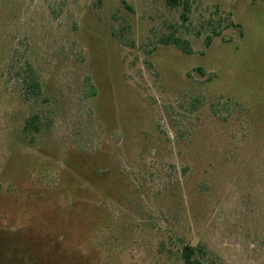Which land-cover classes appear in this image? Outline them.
I'll use <instances>...</instances> for the list:
<instances>
[{
  "label": "rangeland",
  "instance_id": "obj_1",
  "mask_svg": "<svg viewBox=\"0 0 264 264\" xmlns=\"http://www.w3.org/2000/svg\"><path fill=\"white\" fill-rule=\"evenodd\" d=\"M180 1L0 0V264H264V0Z\"/></svg>",
  "mask_w": 264,
  "mask_h": 264
},
{
  "label": "trees",
  "instance_id": "obj_2",
  "mask_svg": "<svg viewBox=\"0 0 264 264\" xmlns=\"http://www.w3.org/2000/svg\"><path fill=\"white\" fill-rule=\"evenodd\" d=\"M165 3L168 8L174 9L177 7L181 8L180 12V21L181 24H186L188 22V13L190 11V6L187 1H180V0H165ZM218 35V34H216ZM210 41V37L206 38V41L204 43L205 46H208V42ZM165 45H173L176 49L180 50L181 52L185 54H189L191 52L188 43L184 40L179 39L176 37L174 34H171L168 39L165 40L163 43ZM24 81V89H25V95L27 99H35L41 94V88H40V83L38 77L33 74L32 70H29V74L27 76V79H23ZM95 95V89L91 85L86 93L87 97H91ZM202 99V98H201ZM195 100L196 102L198 101L199 105H202V101ZM193 109L191 111H194L198 109L199 106H194L193 104ZM38 121L39 117L37 115L31 116L27 121L24 126V130H31L33 129L34 131H38ZM203 251L202 249L198 246H192L189 243H181L179 247L177 248L176 255L178 257V262L179 264H201V257H202Z\"/></svg>",
  "mask_w": 264,
  "mask_h": 264
}]
</instances>
